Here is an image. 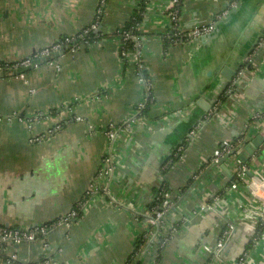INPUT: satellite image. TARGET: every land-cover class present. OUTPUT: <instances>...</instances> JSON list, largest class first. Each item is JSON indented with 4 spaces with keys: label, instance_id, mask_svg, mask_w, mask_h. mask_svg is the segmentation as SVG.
<instances>
[{
    "label": "crops",
    "instance_id": "1",
    "mask_svg": "<svg viewBox=\"0 0 264 264\" xmlns=\"http://www.w3.org/2000/svg\"><path fill=\"white\" fill-rule=\"evenodd\" d=\"M100 2L0 0V60L14 62L75 35ZM171 3L149 0L141 56L129 53L130 62L110 36L24 76H0V224H54L46 236L0 250V264H10L13 254V264H128L137 237L151 238L144 216L165 182L171 206L164 226L176 231L160 258L159 246L146 237L140 264H231L250 251L255 229L241 219L242 209L263 201L247 180L231 187L232 157L216 167L208 161L220 143L243 135L248 176L264 174V44L258 45L264 43V0H183L181 32L211 23L214 30L166 47ZM136 4L108 0L103 31L124 25ZM249 54L253 64L215 110ZM138 61L154 100L144 112L149 88ZM227 67L235 71L230 81L223 75ZM125 121L133 122L116 140L107 135L111 124L123 127ZM58 123L51 137L33 141ZM111 152L113 170L100 176ZM92 185L100 190L89 192ZM73 209L78 218L60 222ZM230 225L222 255L213 258L205 247Z\"/></svg>",
    "mask_w": 264,
    "mask_h": 264
},
{
    "label": "built area",
    "instance_id": "2",
    "mask_svg": "<svg viewBox=\"0 0 264 264\" xmlns=\"http://www.w3.org/2000/svg\"><path fill=\"white\" fill-rule=\"evenodd\" d=\"M179 0H172V3H177ZM103 0H101L99 7L97 8V13H100L102 11V4ZM227 13L225 12L224 15ZM171 19L174 21V27L175 29V36H177L176 40L177 42L181 41L183 35H181V30L179 29V11L177 9H173L169 13ZM215 23H211L209 25L199 26L195 27L191 31L187 33L188 38H199L206 34H209L214 30ZM122 44V43H121ZM264 43H258L259 47H262ZM137 50L134 53L133 51L128 50V53H134L137 57L141 56V41H138L136 43ZM83 46L72 48L70 51H75L80 49ZM40 54L43 56L51 55L54 51H61V44L58 42H54L51 45H48L46 47H43L40 49ZM124 54L126 52H123ZM63 54V53H62ZM254 62V56L253 54L247 55L241 63L240 69L238 71L237 79L233 80L231 83H229L228 87L226 88V93L228 95H231L234 92V89L236 88V83L239 82V79L244 75V73L249 69V66L253 64ZM55 60H51L49 64H55ZM34 66L37 67L40 64H33L32 59L30 57H24L22 59H19L14 62H7L0 60V76L1 75H7L11 76L12 71H9L8 74L4 72V69L6 66L9 69H17L19 67H27V66ZM142 67V65H140ZM20 76H24V73L18 74ZM145 82V81H144ZM149 88V84L147 83ZM219 107L215 103V110H217ZM133 121H125L123 127H116L114 124H111L110 127L106 130L107 135L112 138L113 140H116L117 133L119 130H122L124 128L128 129L130 127V124ZM62 127L61 123H58L55 127L49 129L47 133H45L42 136H37L33 138V141H42L44 139H47L51 137V135ZM194 132V131H193ZM192 132V134H193ZM245 143H235L233 139L231 140H225L215 149L212 156L210 157L208 164H211L212 166L216 167L219 166L225 158L232 157L233 161L235 163V175L238 178L237 181H233L232 188H237L239 185V181L247 180L250 186V189L252 191V195L255 199H258L262 202L260 206L258 205H252L251 203L247 204L245 208L242 209L241 213V219L247 221L253 228L255 229L254 234L251 236L253 239L254 246L248 253H246L244 256L240 258H236L232 261L231 264H264V235L261 237L259 234H257V230L262 225L263 226V218H264V174H258V175H251L249 174V167L248 164L243 162L242 156H241V149L243 148ZM239 146L238 153H233L232 151L234 148ZM113 152V151H112ZM109 153V156L106 158V161L103 162V170L100 176L105 175L108 172H111L113 170L112 163L114 162V155ZM100 190V187L95 185V187L92 185L89 189V192L91 191H98ZM257 204V203H256ZM171 206V193L170 189L164 190L161 192L157 197L153 196L151 207H149L148 211L146 212L144 216V221L151 227L150 233L151 238L147 234L145 237H148L149 240L152 242L155 241V243L160 247H164L166 242L171 239L176 231V227L173 228H165L164 226V219L166 216L167 211L169 210ZM79 216L78 209H73L69 214L65 215L64 217H61L60 222L67 223L68 221L71 222L74 219H77ZM53 223H48L36 227H26V228H16L4 224H0V250H4L7 248V246L11 245H20L24 242H31L35 241L39 238L40 235L46 236L51 227L53 226ZM231 228V225L228 229H224L220 234L213 246L207 245L205 248L206 250L212 255V257H220L222 255L223 249L225 247L226 237L229 233V230ZM162 235H166V238L162 243H160V237ZM46 245H48L46 243ZM144 250V249H143ZM142 250V251H143ZM257 255V256H256ZM261 256H263V259L260 261ZM17 260V255L13 254L9 257L8 263L13 264ZM47 264L49 263V260L47 259L45 261Z\"/></svg>",
    "mask_w": 264,
    "mask_h": 264
},
{
    "label": "trees",
    "instance_id": "3",
    "mask_svg": "<svg viewBox=\"0 0 264 264\" xmlns=\"http://www.w3.org/2000/svg\"><path fill=\"white\" fill-rule=\"evenodd\" d=\"M103 1L104 2L102 4V11L100 13L96 12L93 20L89 24L83 27L75 35H63L56 41L61 44V51H54L51 55L43 56L40 54L41 50L38 49L32 54L28 55L27 57H30L32 59L33 64L37 63V64L42 65L44 63H49L51 60H55L62 53L70 51L72 48L79 47V46L88 47L89 45H92L94 43L101 41L103 38L111 36V37H117L119 39V42H120L119 54L121 58L123 59V61L125 63L130 62V58L128 56L129 53L127 51L137 50L136 43L138 41H141L140 27H141V23L146 17L149 0H137L136 7L130 19L124 25H121L120 27H118L113 33H109V34L103 31V20H104V15H105L106 4L108 0H103ZM182 6H183V0H179L177 3H171L170 8L168 9V12L170 13L171 10L177 9L179 11V15H181ZM173 27H174V21L172 20L171 27H170L171 31L165 34L164 36L166 47H168L171 44L178 43L176 40L177 36H175V29H173ZM187 33L188 32L181 33V35H183L184 38H182V40L179 42H185V41L190 40V38L186 36ZM123 52H126V53L124 54ZM138 63H139L138 74L145 81L146 84L147 83L151 84L150 76L148 75L146 70H143V68L140 67L141 62L138 61ZM33 68L34 66L32 65L27 66V67H24V66L19 67L17 69H9L6 66V68L4 69V72L8 74L9 71H12L13 75H18L20 73H24V74L28 73ZM147 92H148L147 101H146V105L143 107V109H141L142 112H144L147 109L148 105L154 101L152 97V89L149 88ZM228 97L229 95L226 93V90H225V93L223 92V95H221V97L217 100L216 102L217 106L220 107V105H222L227 100ZM233 141L235 143L240 144V143H245L246 139H245V136L241 135V136L235 137ZM187 145H188V141L185 142L181 150L180 149L176 150L173 153V158H172L171 163L179 160L180 155L183 154L184 152L183 148H185ZM238 150H239V146L237 145V147L233 149L232 154L238 153ZM243 162L247 164V160L243 159ZM237 180L238 178L235 175L232 178V181H237ZM168 189H170L169 185L168 183L165 182L160 187L155 189L154 196L157 197L161 192H163L164 190H168ZM79 215H80V212H79ZM256 232L262 237L264 235V227L261 225ZM165 238H166V235H162L160 237V243H162ZM146 242L147 240H146L145 235L141 233L136 239L135 248L133 250V253L129 257L128 264H140L141 253H142L144 246L146 245ZM253 246H254V243L252 240L250 241V249H252ZM163 248L164 247H160L158 258L161 257V252Z\"/></svg>",
    "mask_w": 264,
    "mask_h": 264
},
{
    "label": "water",
    "instance_id": "4",
    "mask_svg": "<svg viewBox=\"0 0 264 264\" xmlns=\"http://www.w3.org/2000/svg\"><path fill=\"white\" fill-rule=\"evenodd\" d=\"M262 36V35H261ZM235 72V71H234ZM233 71L231 72L229 69H228V67L227 68H225L224 69V71H223V75L230 81L231 79H232V77H233V75H235V73H234ZM234 73V74H233ZM204 106H205V104H204ZM206 107V106H205ZM261 139H262V137L259 139V138H257V140H255L254 141V143L256 144V145H258L260 142H261ZM248 149L250 150V151H253V149L249 146L248 147ZM243 159H244V157H242ZM263 227H264V218H263Z\"/></svg>",
    "mask_w": 264,
    "mask_h": 264
},
{
    "label": "bare ground",
    "instance_id": "5",
    "mask_svg": "<svg viewBox=\"0 0 264 264\" xmlns=\"http://www.w3.org/2000/svg\"><path fill=\"white\" fill-rule=\"evenodd\" d=\"M211 33V32H210ZM206 35H208V34H206ZM205 36V35H204ZM253 239L250 237V241H252Z\"/></svg>",
    "mask_w": 264,
    "mask_h": 264
}]
</instances>
